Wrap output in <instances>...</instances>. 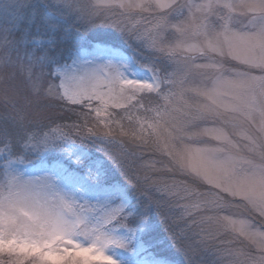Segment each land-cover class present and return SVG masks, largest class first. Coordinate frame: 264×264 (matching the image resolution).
<instances>
[{
	"label": "snow or ice",
	"instance_id": "obj_1",
	"mask_svg": "<svg viewBox=\"0 0 264 264\" xmlns=\"http://www.w3.org/2000/svg\"><path fill=\"white\" fill-rule=\"evenodd\" d=\"M153 94L163 106L145 107ZM31 97L95 111L99 124L73 107L82 125L43 131L52 121L31 111ZM109 107L154 111L155 122L137 116L139 130H127ZM199 124L189 139L215 146L174 155L161 140V129L171 139ZM143 151L166 152L217 199L239 197L264 226V0H0V264H174L142 238L152 210L185 264H205L204 229H194L210 219L198 211L207 202H192L184 181L133 173ZM236 231L256 254L218 249L227 264H264V231Z\"/></svg>",
	"mask_w": 264,
	"mask_h": 264
},
{
	"label": "rangeland",
	"instance_id": "obj_2",
	"mask_svg": "<svg viewBox=\"0 0 264 264\" xmlns=\"http://www.w3.org/2000/svg\"><path fill=\"white\" fill-rule=\"evenodd\" d=\"M204 62L205 61L202 59L196 61V63H204ZM231 64L236 67H242L238 65L237 62L235 61H232ZM254 74L259 75L260 73L256 71L254 72ZM57 83H59V81H57ZM188 86L194 88V87H198L199 84L198 81L194 80ZM24 94L28 95L27 92H25ZM162 96L163 94H161L160 97H157L155 96V94H153V97L151 98V103H149L147 100L143 101L142 103H144L145 107L147 108H155V107L163 106L164 100L161 98ZM31 99H32L31 111L35 113H39L41 118L45 119L48 113H44V111L41 110L42 107L40 106L41 105L40 102H45L47 100L46 99L37 100L35 97H31ZM184 99L187 100L189 103H191L193 102L194 96L192 93H189L184 97ZM21 103H23V101H21ZM121 103H123V101H121ZM72 107L75 106L72 105ZM100 107L101 105L98 101H94L92 103V109H96ZM85 109L88 113V117L94 121V125L99 124V121L96 119L95 111H91L87 108ZM107 111L109 113L114 114L116 119H120L121 117H124L123 122H126L128 120L127 116L129 115L132 116L133 120L135 121L134 124L136 126L135 128H132V130H139V124L136 122L135 119L137 116L141 118H146L148 122H153V123L155 122L156 114L154 111L145 112L143 109L137 110L136 108H132L128 111H124L113 107H109ZM101 118L107 119V117L103 113V110H102ZM64 124H70V123H65V122L57 123L56 121H53V124L51 123L48 124V127L44 128L43 131H48L51 133L52 129L56 125H64ZM203 127H205L204 124H199L198 127L196 128H187L183 132H173L171 139H168L167 132L163 131L162 129L159 131L162 142L166 141L172 153L174 155H179L183 153L184 149L186 148H199V147H204L206 145L215 146V142L214 141L210 142L207 137H200V138L193 137L192 139H189V136L192 132L198 131L200 128ZM125 129H127V127H125ZM96 130L103 131V126H100ZM65 131L71 133L73 130L65 129ZM148 131L151 130L149 129ZM169 131H171V129H169ZM85 135H87V133H85ZM73 139L76 141V143H80V138L78 136L75 137L74 135ZM89 150L100 158H101L100 156L101 154L102 157L108 159L105 153L96 152L94 148ZM56 155H57L56 153H50L47 156V159L52 160L56 157ZM135 162L140 168H142L141 171L143 170V175L145 173H148L150 175H153L154 178L162 182H167L168 184H171L173 180L184 181V183L189 185L190 188L193 190L191 196L192 202H196V201L207 202L206 205L201 209H199L198 211L200 217H207L210 219L205 220L203 224L199 225L197 228L194 229L195 232H200L201 228L204 229L207 248L201 253L200 255L201 259L210 261L209 264H212L213 261H215L216 264H227V262L232 258L227 255H222L218 251V249L227 248V247H231V248L244 247L246 251H251L253 254H256V248L250 245V243L247 240H245L243 236H240L236 231V229L241 227V222H247L252 226L253 229H259L260 231H264V226H261L258 217L249 215L247 212H244L239 197H227L226 200L223 198L217 199L216 193L219 192L218 189H212V186L206 183H201V182L195 184L192 183L191 177H188L186 173L180 172L178 170V165H175L173 163L172 156L168 155L166 152L143 151L138 154V157L136 158ZM85 163H87V161H85ZM121 163L122 165L127 166L129 164V161L122 160ZM152 166H154V168L158 169L159 171L153 173ZM110 167H112L113 170H116L119 173V169L116 168V166L112 163V161ZM167 169H176V170L173 172H169L167 171ZM152 191L155 195H157V193L155 192V187L152 188ZM220 195L221 197L226 196V194L224 193H221ZM185 202L187 201L183 199L179 200V203L181 204ZM147 222L152 224L154 227L151 231H147L143 233V237H142L143 240L145 242L153 243L155 245L153 251L161 256H165L169 258L174 262V264H183L181 262L185 261L184 254L178 249L171 246V240L169 238L168 232L165 231V226H161V223L159 224L157 218H154L153 221L147 218ZM139 226L141 225L136 224L130 227H139ZM158 229H161L163 231L160 232ZM209 234L212 236V239H207V236ZM222 242H229V243H222Z\"/></svg>",
	"mask_w": 264,
	"mask_h": 264
},
{
	"label": "trees",
	"instance_id": "obj_3",
	"mask_svg": "<svg viewBox=\"0 0 264 264\" xmlns=\"http://www.w3.org/2000/svg\"><path fill=\"white\" fill-rule=\"evenodd\" d=\"M40 103H41L40 106L42 107L41 110H43L44 113H48V115H47L46 118L44 119V120H45V123H47L49 120H51V121H52L51 124H53V121H56L57 123H63V122H65V123H70V124H71V123H73V122H76L77 124H81V125L83 124V120H82V119L78 118L75 114H73V113H71V112H67V109H69V108H73L72 105L68 104L67 102H57V101H50V100H47V101H45V102H40ZM50 104L53 105V106L50 107V106H49ZM60 105H63V109H64V111L61 110ZM74 108H75V110H76L77 112H80V111L87 112L85 108H81V107H77V106H75ZM138 113H141V112H138ZM122 122H123V121H122ZM134 123H135L134 120H133L131 123H129L128 120H127L126 122H123L124 126L127 127V129L129 128L130 130H132V128H135V127H136ZM93 125H94V121H93L91 118H89V119H88V127H93ZM129 129H128V130H129ZM85 130H86L85 128H83V127L81 128V133L84 134V135H85V133H86ZM97 132H102V131H101V130H97ZM75 137H77V136H75ZM100 156H101V159L104 158V160H105V161L109 164V166H110L111 161L108 160V159H106L105 157H102L101 154H100ZM135 160H136V159H135ZM136 162H137V161H136ZM136 162L134 163V165H133L131 171L134 173L137 169H139L140 174L143 176V170L141 171L142 168H140V167L136 164ZM114 171L116 172V173H115V174H116L115 178H116V179H120V180L123 182V178L120 176V174L118 173V171H116V170H114ZM133 191H135V190H133ZM151 194H152L153 196H156V195L153 193L152 190H151ZM147 218H148V219H151L152 221H153L154 218H157L158 221H159V217L157 216L155 210H152L151 212H149ZM128 223H129V226H133V225L138 224L135 220H130ZM159 224H160V222H159ZM161 226H164V225L161 224ZM158 230H159L160 232L163 231V230H161V229H158ZM160 232H158V233H160ZM181 260H182V259H181ZM184 260H185V258H184ZM182 261H183V260H182ZM203 261L205 262V264H209V263H210V261H208V260H203ZM207 261H208V262H207ZM181 263L185 264V261H183V262H181Z\"/></svg>",
	"mask_w": 264,
	"mask_h": 264
}]
</instances>
